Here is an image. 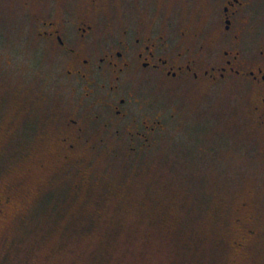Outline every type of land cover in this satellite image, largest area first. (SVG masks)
Segmentation results:
<instances>
[{
	"label": "rangeland",
	"instance_id": "rangeland-1",
	"mask_svg": "<svg viewBox=\"0 0 264 264\" xmlns=\"http://www.w3.org/2000/svg\"><path fill=\"white\" fill-rule=\"evenodd\" d=\"M174 6L200 57L217 56L204 0ZM33 11L0 0V183L25 207L2 223L0 264H264L259 91L174 82L154 146L132 152L113 131L90 132L91 149L66 162L51 143L61 69L35 42Z\"/></svg>",
	"mask_w": 264,
	"mask_h": 264
},
{
	"label": "flooded vegetation",
	"instance_id": "flooded-vegetation-1",
	"mask_svg": "<svg viewBox=\"0 0 264 264\" xmlns=\"http://www.w3.org/2000/svg\"><path fill=\"white\" fill-rule=\"evenodd\" d=\"M10 1L34 10L35 42L61 69L66 96L63 112L52 117L51 143L66 162L91 149L90 132L113 131L132 152L154 146L167 126L174 82L244 81L259 91L264 107V0H204L202 32L209 34L208 47L218 48L207 58L198 54L203 45L192 26L178 25L171 0ZM32 149L35 156L39 147ZM24 210L0 183V233L2 223Z\"/></svg>",
	"mask_w": 264,
	"mask_h": 264
}]
</instances>
